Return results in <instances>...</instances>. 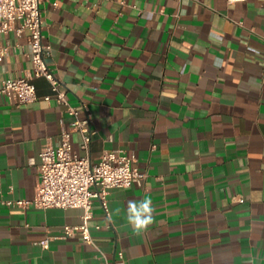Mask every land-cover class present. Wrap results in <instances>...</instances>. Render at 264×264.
Returning <instances> with one entry per match:
<instances>
[{
    "label": "crops",
    "instance_id": "obj_1",
    "mask_svg": "<svg viewBox=\"0 0 264 264\" xmlns=\"http://www.w3.org/2000/svg\"><path fill=\"white\" fill-rule=\"evenodd\" d=\"M49 65L72 105L87 104L93 162L135 156L141 185L114 187L108 214L93 199V243L62 233L80 207H12L32 198L40 151L60 141L49 81L15 106L0 94V264H264V0H52L41 3ZM11 52L0 84L31 67L28 31L0 34ZM149 197L153 222L127 223V203Z\"/></svg>",
    "mask_w": 264,
    "mask_h": 264
},
{
    "label": "built area",
    "instance_id": "obj_2",
    "mask_svg": "<svg viewBox=\"0 0 264 264\" xmlns=\"http://www.w3.org/2000/svg\"><path fill=\"white\" fill-rule=\"evenodd\" d=\"M44 0H0V34L14 31L18 36L28 31L31 67L16 78H6L0 84V94L8 97L15 106L35 101V79L46 78L52 93L44 96L46 101L55 100L65 106V113L71 116L66 124L60 118L59 143H45L40 151V179L36 193L32 198L8 199L4 202L12 207L37 208H69L83 209L82 222L65 224L62 233L47 236L39 241L42 247H48L52 238H67L79 234L84 241L93 243L89 229V219L92 217L93 199H99L108 214V195L114 187H128L134 183L142 184L146 173L132 165L133 154H127L121 149L104 150L99 159L93 162L90 155L78 154L72 144V133L81 136L80 147L89 150L92 135L96 132L91 122L92 117L87 104L72 105L66 89L49 65L47 57L51 44L43 32V11L41 3ZM58 6V0H52ZM9 44L0 46V60L9 55ZM121 263L124 264L122 252H119Z\"/></svg>",
    "mask_w": 264,
    "mask_h": 264
},
{
    "label": "clouds",
    "instance_id": "obj_3",
    "mask_svg": "<svg viewBox=\"0 0 264 264\" xmlns=\"http://www.w3.org/2000/svg\"><path fill=\"white\" fill-rule=\"evenodd\" d=\"M154 208L152 200L144 197L140 200H129L127 203V223L133 231L139 233L147 229L153 222Z\"/></svg>",
    "mask_w": 264,
    "mask_h": 264
}]
</instances>
